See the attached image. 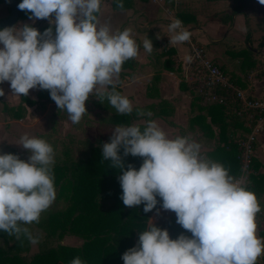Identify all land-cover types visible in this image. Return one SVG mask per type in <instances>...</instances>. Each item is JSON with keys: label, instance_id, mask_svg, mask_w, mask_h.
<instances>
[{"label": "clouds", "instance_id": "1", "mask_svg": "<svg viewBox=\"0 0 264 264\" xmlns=\"http://www.w3.org/2000/svg\"><path fill=\"white\" fill-rule=\"evenodd\" d=\"M113 2L123 6V0ZM102 3L19 0L16 7L27 11L29 19L47 18L49 27L40 31L24 23L0 28V83L8 81L18 96L36 87L49 90L73 123L87 112L85 101L94 91L106 95L117 113H132L133 104L114 85L123 62L138 54L139 45L129 29L113 31L99 22ZM167 28L171 42L190 38L179 18H172ZM142 45L146 52L153 50L148 37ZM4 94L0 87V96ZM135 112L151 116L141 108ZM18 144L29 150L27 160L0 151V232L17 237L23 233L36 242L38 237L25 225L38 221L55 199V153L46 139L28 133ZM100 147L101 161L119 172L124 205L143 204L144 212L155 209L157 214L161 208L173 210L176 222L191 233L171 238L166 228L148 218L137 243L121 254L123 264H255L264 253V238L256 235V195L222 163L204 156L198 141L188 135L169 136L156 120L145 119L143 127L117 123ZM129 154L142 158L138 168L126 166ZM158 203L160 208L155 207ZM69 264L86 262L75 256Z\"/></svg>", "mask_w": 264, "mask_h": 264}, {"label": "crops", "instance_id": "2", "mask_svg": "<svg viewBox=\"0 0 264 264\" xmlns=\"http://www.w3.org/2000/svg\"><path fill=\"white\" fill-rule=\"evenodd\" d=\"M232 6L233 0H161L159 3H154L152 0H133L132 7L124 10L114 9L111 0H103L98 13L100 23H108L118 16L119 20L111 29L113 31L129 29L130 35L139 45L138 54L132 57L135 63L130 68H121L115 83V86L121 89L122 95L127 96L133 104L134 112L136 108H141L151 113V116L139 117L135 112L136 117L133 123L143 124L145 119H154L169 136L188 135L198 141L203 155L215 161L218 160L209 157L208 153L223 143L219 135V123H212L206 105L201 103L190 90L184 66L190 53L189 41L208 48L209 57L222 67L226 75L242 82L248 81L249 74L253 70L249 69L251 58L255 66L264 63V36L257 37L258 34L264 33V4H260L259 0L250 1L242 11L233 15L231 21L226 22V16L231 12ZM181 9L189 14L188 18L191 22L188 25H185L176 15ZM166 10H171L175 18L182 21L183 26L190 32L188 40L169 41L172 33L169 32L167 24L171 17ZM7 15H9L8 10L3 16ZM24 23L40 27L49 25V19L27 18L18 21L16 25ZM242 26L246 30H241ZM147 37L153 44V50L150 53L146 52L142 45V41ZM246 49L253 55L250 56ZM231 51L237 54L230 53ZM238 51L241 52L238 53ZM1 87L5 94L0 96V114H5L6 109L14 105L21 104L23 109L20 118H8V121L0 122V126L3 124H5L4 127L11 124L10 128L17 125L25 126L29 119L35 120L36 116L41 117L44 106L39 111L35 109L38 106V94L42 89L32 88L27 95L19 94L18 96L13 94L8 81L2 82ZM250 88L252 91L253 87L250 86ZM47 91L44 96L48 95L50 98L49 90ZM252 93L257 94L259 90L253 89ZM27 100L35 101V104L31 105ZM46 100L47 98H44L41 101ZM47 106L45 112L55 107L53 121L56 113L66 111L58 108L52 99ZM215 118L218 122L219 117L215 115ZM40 137L45 139L49 136L43 134ZM223 139L226 140V137ZM253 158L260 162L259 173H263L264 133L255 144ZM169 212L170 210L162 208L159 214L154 211L151 216L155 214L157 217L153 223H163V216L165 213L168 215ZM263 213L264 192L263 212H258L256 215ZM261 225V229H264V221ZM67 237L75 236L68 235L64 238Z\"/></svg>", "mask_w": 264, "mask_h": 264}, {"label": "trees", "instance_id": "3", "mask_svg": "<svg viewBox=\"0 0 264 264\" xmlns=\"http://www.w3.org/2000/svg\"><path fill=\"white\" fill-rule=\"evenodd\" d=\"M17 1L19 2V0ZM111 1L114 9L125 10L132 7L133 0H123L122 7L114 3L113 0ZM250 1L255 0H233L232 10L226 16V22L231 21L233 15L242 11ZM2 4L7 5L5 0H0V5ZM7 10L9 12V8ZM176 15L183 20L185 25L191 22L188 18L189 14L184 9L179 10ZM7 16L0 17V19ZM27 18H29L28 12L20 10L18 21ZM33 26L40 31L49 27V25ZM52 27L54 29L55 26ZM246 51L250 56L253 55L250 50L246 49ZM230 53L237 54L234 51ZM134 63L135 60L129 58L123 62L121 68H130ZM249 67V69L255 67L252 58ZM230 79L241 84L244 88L248 86L247 80L242 82L238 79ZM114 87L122 94L118 86L114 85ZM45 90L47 89H42L39 92V98L46 97L44 96ZM92 95L94 99L92 103L95 108L100 110L99 112L108 114L106 118L101 116L98 119L100 127L111 128L112 131L113 126L117 123H133L135 120L134 111L130 114L117 113L116 109L109 104L106 95L97 93ZM195 96L206 105L212 123H219V135L223 143H220L221 145L214 148L208 155L222 163L228 169L229 174L236 178L240 174L238 143L248 132L245 127V119L234 113L233 104L222 106L217 103H206L199 95ZM27 102L31 105L35 104V101L32 100H27ZM18 111L20 108L15 110L16 118H20L22 115ZM215 115L219 117L218 122ZM86 123L91 122L87 120ZM74 125L76 129H79L80 124L74 123ZM140 125L143 127V124ZM110 135L105 139L96 138L94 140L85 136L76 141L74 138L66 137L63 139L64 147L62 148L57 146L56 138H45L54 148L55 163L52 166V173L56 192L53 202L43 210L47 232L60 240L68 235L75 236L81 239V244L77 246L58 244L55 247L41 249L37 253L28 255L26 253L29 249V240L23 233L16 237L15 234L9 235L0 232V238L5 239V242L16 237L11 246H0V264H69L75 256H79L86 264H123L121 254L137 243L139 231L147 226L148 218H151L155 209L144 212L143 204L133 206L123 204L120 198L122 189L117 179L118 170L109 167L107 161H101L100 145L102 142L108 141ZM225 137L226 140L223 139ZM8 153L17 154L19 158L24 159L17 150L11 149ZM211 154L217 156H210ZM124 160L126 166L127 163H132L137 168L142 162L141 157L130 154L124 157ZM260 167V162L252 158L253 171L245 186L256 195L260 204L258 212H263L264 172L259 173ZM157 199L159 201V197ZM155 207L160 208V204L158 203ZM255 219L257 227H261L264 213L256 215ZM156 225L166 228L171 238H175L180 232L191 235L188 230L183 229L176 222L173 210H170L163 223ZM259 236L264 238V229L259 231Z\"/></svg>", "mask_w": 264, "mask_h": 264}, {"label": "rangeland", "instance_id": "4", "mask_svg": "<svg viewBox=\"0 0 264 264\" xmlns=\"http://www.w3.org/2000/svg\"><path fill=\"white\" fill-rule=\"evenodd\" d=\"M6 8H7V6L5 4L0 5V17H2L3 15H5L7 13ZM114 18H115V20H113V21L110 20L108 22V24L111 26V28H113L114 24H116L117 21L119 20L118 16H115ZM250 33L252 35V32H250ZM260 36H264V33L258 34L257 37H260ZM203 47L205 48V50L207 51V54H208L209 49L206 48L205 46H203ZM208 56H209V54H208ZM261 66H263V65H260L259 67H261ZM255 69H256V66L253 68V70H255ZM228 78H229V76H228ZM247 84H250V86L253 87L252 91L254 89L255 91L259 90V92H260L264 86V77H263V75H261V76L257 75L251 82L248 79ZM45 92H48V91L45 90ZM44 98L45 99L47 98L48 101L47 100L41 101ZM38 99H39L37 101L38 106L36 107L35 111H39L42 108V106H44L43 108H45L43 110L40 118H38V116H36L37 119H35V120L29 119V121H27L25 123V126L17 125L16 127H12V128H10L11 124L7 125L6 127H4L5 124L0 126V151L8 153V152H10L11 149H14V150L19 151L21 153V155L24 156V158L27 160L28 156L30 155L29 150L23 148L22 145L18 144L19 137L24 133H28L29 135L38 136V137H40L43 134L44 135L48 134L49 137L53 136V138H56V140H58L57 146L60 148L64 147L63 139H65L66 137L67 138L71 137L72 139L74 138L76 141L77 139H82L85 136L89 137L91 140H94L96 138L105 139L106 136L110 135V131H111L110 129L111 128L110 129L102 128V127H100V125H99L100 123L98 122V119H100L101 116L106 118L108 116V114L99 112L100 110L95 108L94 104L92 103L94 101L92 94H89L88 98L85 101V107H86L87 112H85L82 115L81 120L77 123V124H80L79 129H76L74 123L69 119V114L66 111H64V112L61 111L59 113H56L54 115L55 120L53 121L52 116L55 112V107H51L48 110V112H45L47 107H48L47 103H49V101H51V99L48 98V95H46V97H42V98L38 97ZM18 108H20V111H18V113L19 112L22 113L23 107L21 104L14 105L10 108H7L6 109L7 112H5V114H0V122H6V121H8L7 119L11 118V117L15 118L16 117L15 116V114H16L15 110ZM0 109H1V105H0ZM34 115H36V114H34ZM87 120H90L91 123H86ZM46 140L49 142L48 139H46ZM247 181H246V183H247ZM246 183L244 184V186L246 185ZM167 213H168V211H167ZM167 213H165V215L163 216L164 221L168 217ZM156 217H157V215L155 216V214L153 216H151L152 221L154 219L153 222L156 221L155 220ZM26 227L28 228L29 232H31L34 236L38 237L36 242H30L29 241V249L26 253L28 255H32L34 253H37L41 249H46L49 247H55L58 244L77 246V245H80L82 242L81 239H79L77 237H73V238L67 237V238H63L60 240L54 236L49 235L47 232L48 228H47V224L45 221V214L43 213V211L41 212L38 221L31 222V223L27 224ZM261 227H262V225H261ZM261 227H256V235L258 237H260L259 231L261 230ZM13 240L5 242V239L0 238V246H3V247L11 246L13 243ZM263 256H264V253H262L257 258L255 264H264V257Z\"/></svg>", "mask_w": 264, "mask_h": 264}, {"label": "built area", "instance_id": "5", "mask_svg": "<svg viewBox=\"0 0 264 264\" xmlns=\"http://www.w3.org/2000/svg\"><path fill=\"white\" fill-rule=\"evenodd\" d=\"M159 3L161 0H152ZM171 19L175 18L171 10H166ZM189 56L184 70L190 90L199 95L206 103H217L222 106L233 104L234 113L245 119L246 136L238 143V157L240 160V174L235 178L243 184L252 172V158L255 144L264 133V86L254 94L250 86L244 88L228 78L220 65L211 59L202 45L189 41ZM263 66H256L249 74L251 82L257 75L264 77ZM258 67V68H257Z\"/></svg>", "mask_w": 264, "mask_h": 264}, {"label": "water", "instance_id": "6", "mask_svg": "<svg viewBox=\"0 0 264 264\" xmlns=\"http://www.w3.org/2000/svg\"><path fill=\"white\" fill-rule=\"evenodd\" d=\"M9 8V15L0 19V28L16 25L20 16V9L16 7L17 0H5Z\"/></svg>", "mask_w": 264, "mask_h": 264}]
</instances>
